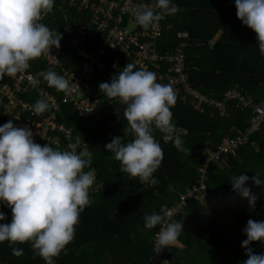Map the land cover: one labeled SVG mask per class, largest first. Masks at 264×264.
<instances>
[{
	"label": "trees",
	"instance_id": "16d2710c",
	"mask_svg": "<svg viewBox=\"0 0 264 264\" xmlns=\"http://www.w3.org/2000/svg\"><path fill=\"white\" fill-rule=\"evenodd\" d=\"M135 2L154 4V0ZM174 2L179 11L165 16L158 22L162 27L158 48L161 51H173L182 40L192 43L183 49L185 66L188 68L195 66L198 69L190 70L188 77L190 87L217 101H224L225 93L231 89L246 94L254 104L264 101V57L259 53L255 33L237 18L234 0H174ZM43 24L50 30H58L61 35L59 46L66 51L64 63L75 73H78L80 60L74 56L70 38L61 29L68 25L72 29L84 27L87 50L95 49L103 42L102 34L90 23L87 10L77 13L75 9L67 6L66 0H54L51 13L43 19ZM182 31L186 32L183 38L179 36ZM213 37H216L215 43L208 49L207 41ZM195 42H202L204 46L196 47ZM29 63L30 67L25 71L35 77L40 88L53 94L57 100L60 99L61 92L49 87L43 78L37 75L49 68L58 74L57 69L47 66L37 58ZM105 63L109 64V58H106ZM108 81V76L102 74L99 78L94 77L90 80L89 84L101 97H106L100 92L98 85ZM22 99L33 106L40 98L31 92L23 95ZM188 100L187 98L182 102L177 98L175 106L170 109L186 151L177 150L171 142L164 143L162 134L154 129L153 134L163 150V160L153 174L159 183L152 187L140 183L138 178H129L127 174L120 173L119 161L104 150V145L111 142L113 137L121 136L122 141L132 139L120 105L113 102L108 106V112L103 120L105 126L102 129L98 127L99 118L94 120L91 116L80 120L69 105H60L62 116L57 118L58 121L73 127L74 133L83 138L87 150L92 152L90 167L94 170L95 181L89 189L90 204L80 213L74 239L66 245L65 251L53 258L55 264L148 262L152 256V240L160 226L145 230L144 215L153 211L159 213L162 205L172 207L179 195L196 185L198 179L196 169L203 159L204 150L209 146L218 145L222 138L232 136L234 130L242 131L253 118L250 109L235 108L234 99L225 101L223 116H219L215 110L206 106L204 111L199 113L192 108ZM2 111L0 107V125L7 120ZM37 143L41 146L46 144ZM254 144L257 147L256 151L253 148ZM54 148L65 150L63 143ZM245 152H251V157L256 156L263 164L264 121L257 132L247 137L245 144L237 150L236 156H222L209 165L206 174L207 190H215L219 195L222 193L220 188L225 187L224 179L231 180L227 167L233 169L235 166L238 173L232 171L236 175L244 174L251 177L243 171L246 169V165H242L246 162ZM97 185L98 187L94 189ZM245 186L257 195L255 205L264 206V189L250 185V181L246 182ZM230 190L233 193L232 189ZM226 195L224 192V196ZM206 200L208 201V198L205 193L190 198L182 210L173 216L170 221L183 222L184 232L174 245L161 250V262L156 264H182V260L187 258V252L191 258H196L198 251L196 253L193 251L194 245L206 250L205 259H212L220 246L224 250L223 259H235L229 256L227 241L247 238L242 231L248 219L246 209H250L247 200L230 206L226 204L228 201H225L228 207H219L221 204L217 206L215 201L205 208L202 204ZM215 211L219 212L221 218V220L217 218L216 222L209 216ZM0 212L5 214V220L0 223H10V209L0 204ZM12 247L23 249V254L19 257L14 256ZM253 252L260 254V249L253 247ZM0 264H45V261L39 256L33 258L30 243H14L9 247L5 241L0 243Z\"/></svg>",
	"mask_w": 264,
	"mask_h": 264
},
{
	"label": "clouds",
	"instance_id": "9594fccd",
	"mask_svg": "<svg viewBox=\"0 0 264 264\" xmlns=\"http://www.w3.org/2000/svg\"><path fill=\"white\" fill-rule=\"evenodd\" d=\"M234 4L237 18L255 33L259 53L264 57V0H234ZM53 5L54 0H0V79L24 72L30 61L48 54L51 47L59 48L58 30H50L39 22ZM178 11L174 0H154V4L140 3L132 9L135 22L144 29ZM134 68V64L127 63L108 82L98 85L104 96L118 98L124 105L123 118L132 135L130 141L113 137L104 150L119 161L120 173L152 187L159 183L153 174L163 160L154 129L162 134L164 143L171 142L179 151L187 149L170 110L176 104L175 90L170 84L157 82L154 72ZM37 75L58 92L70 89L67 79L51 68ZM50 101V97L36 100L33 113L48 111L52 107ZM77 147L70 144L68 150H60L48 143L41 146L34 141L28 126L17 127L12 121L0 125V204L11 211L10 223H0V243L7 241L11 247L28 242L33 258L39 256L45 264H55L53 258L74 239L80 213L90 204L89 189L95 181L90 167L92 152L87 148L77 151ZM249 180L264 189V180L256 174L234 175L230 184L232 191L246 199L252 209L258 197L245 186ZM172 214L162 205L159 213L153 211L143 217L145 230L160 226L155 233L160 249L174 245L184 232L183 222L170 221ZM3 220L5 214L0 212V221ZM242 231L247 237L241 242L247 256L242 264H264V252L255 254L249 247L255 241L264 244V221L249 219ZM12 254L19 257L23 249L12 247Z\"/></svg>",
	"mask_w": 264,
	"mask_h": 264
},
{
	"label": "built area",
	"instance_id": "2783aa9c",
	"mask_svg": "<svg viewBox=\"0 0 264 264\" xmlns=\"http://www.w3.org/2000/svg\"><path fill=\"white\" fill-rule=\"evenodd\" d=\"M66 4L75 9L77 13L87 10L90 23L103 36L100 46L87 50L84 27L72 29L68 25L61 29L70 38V47L80 60L78 73L65 65L66 51L61 46L51 47L48 54L37 58L47 66L56 68L58 74L67 79L70 85L69 91L61 92L60 99L57 100L53 94L40 88L35 77L27 71L0 79V107L3 110L2 114L7 117L6 122L12 121L17 127L28 126L33 132L36 143L44 142L54 147L63 143L65 150H68L70 144H77V151L86 148V142L74 133L73 127L58 121L57 118L62 116L60 105H69L80 120L97 115L100 121L98 127L102 129L105 126L103 120L108 112V106L116 102L123 109L124 105L118 98L101 97L89 81L94 77L99 78L102 74L107 75L110 80L127 63L134 64V70L144 69L154 72L157 82L170 84L177 98L182 102L188 98L189 104L199 113H202L206 106L215 110L219 116H223L225 101L231 99L237 101L236 108L251 109L253 113L252 121L242 131L234 130L232 136L224 137L218 145L209 146L204 150L203 159L196 169L198 174L196 185L186 189L184 194L179 195L172 207L168 208L173 213L171 220L182 210L188 199L207 192L206 174L209 165L222 156H235L247 137L259 130L264 121V101L253 104L247 96L235 89L225 93L224 101H217L191 88L188 84L190 70L197 71L198 69L195 66L191 68L185 66L183 49L192 43L182 40L173 51H161L158 48V40L162 36L161 25L157 23L147 29L137 25L132 9L140 3L135 0H66ZM50 13L51 11L42 14L39 22L43 23V19ZM185 35L186 32L182 31L179 36L183 38ZM212 44L213 41H208L206 45L211 48ZM194 46L202 47L204 44L195 42ZM106 58H109L108 65L105 63ZM31 92L40 99L50 97L52 107L41 114L33 113L30 102L22 99L23 95ZM97 187L98 185L94 189ZM161 250L156 246L154 237L152 256L146 264L161 262Z\"/></svg>",
	"mask_w": 264,
	"mask_h": 264
},
{
	"label": "crops",
	"instance_id": "0c3cea01",
	"mask_svg": "<svg viewBox=\"0 0 264 264\" xmlns=\"http://www.w3.org/2000/svg\"><path fill=\"white\" fill-rule=\"evenodd\" d=\"M213 42H215L216 37L211 38ZM254 150H257L256 145H253ZM252 154L251 152H245L244 153V158L246 159V162L242 163V165H246V169L243 170L244 173H248L250 174V176H254L255 174L258 175L262 180L264 177V162L263 164L261 163V160L259 161L256 156L251 157ZM259 161V162H258ZM231 167H227V171L228 170H235L237 172V167L233 166V169ZM226 173V172H224ZM238 173V172H237ZM236 175V174H235ZM250 181V185L254 186ZM225 183V187L220 188L221 192L220 195L217 194V192L215 190L212 189H208L207 192L205 193L208 201H203L202 206H204L205 208H208L209 206H211L213 203H215L217 206H223V207H228L227 205H231V204H236L237 202L243 201L245 202V200L240 199V197H238V195L235 192H231L230 189L231 188V180L229 179H224L223 181ZM229 191V192H228ZM224 192L227 193L226 196H224ZM231 192V193H230ZM232 194V195H229ZM225 201L227 205H225ZM247 202V201H246ZM212 203V204H211ZM211 204V205H210ZM248 205V204H247ZM230 208V207H229ZM238 214V212H237ZM242 214V212L240 213ZM210 218H214V221L221 220L220 218V214L219 212L215 211V213H212L211 215H209ZM246 218H248L247 220H249L250 218L254 221H264V206H257V204L255 205L254 208L247 210L246 209ZM233 217H231L232 219ZM256 218V219H254ZM184 220V219H183ZM228 233V232H227ZM243 240L237 238V239H231L227 241V247L228 250L230 249V253L229 256L231 255L233 258L235 257V259L233 260H229L228 258L225 259H221L218 258L216 259H208L204 257V255H207L206 250L200 249L199 247H197L196 245L193 246V251L196 253V251H198V253L196 254V258H191L189 255V253H186V259L182 260V264H242V262L247 259V256L245 254V249H243L241 247V242ZM249 247L253 250V247L259 248L260 249V254L262 252H264V244H262L259 241H255V242H251L249 244ZM203 251V252H202ZM183 252V251H182ZM193 252H191L192 254ZM194 254V253H193ZM200 254V255H199Z\"/></svg>",
	"mask_w": 264,
	"mask_h": 264
},
{
	"label": "rangeland",
	"instance_id": "374dc122",
	"mask_svg": "<svg viewBox=\"0 0 264 264\" xmlns=\"http://www.w3.org/2000/svg\"><path fill=\"white\" fill-rule=\"evenodd\" d=\"M93 118H94V120H96L97 118H98V116L97 115H94L93 116ZM228 174H229V176H234L236 173L234 172V171H228ZM224 253V250L222 249V246H220V248H217V250L215 251V255H214V257H211L212 259H218V258H221L222 259V254Z\"/></svg>",
	"mask_w": 264,
	"mask_h": 264
}]
</instances>
